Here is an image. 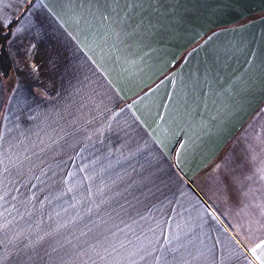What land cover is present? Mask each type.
I'll list each match as a JSON object with an SVG mask.
<instances>
[{
  "label": "crops",
  "instance_id": "1",
  "mask_svg": "<svg viewBox=\"0 0 264 264\" xmlns=\"http://www.w3.org/2000/svg\"><path fill=\"white\" fill-rule=\"evenodd\" d=\"M8 28L0 264H264V0H0Z\"/></svg>",
  "mask_w": 264,
  "mask_h": 264
},
{
  "label": "rangeland",
  "instance_id": "2",
  "mask_svg": "<svg viewBox=\"0 0 264 264\" xmlns=\"http://www.w3.org/2000/svg\"><path fill=\"white\" fill-rule=\"evenodd\" d=\"M62 183H63V181L60 179L59 180V183H57V185H56V186L60 187V188H58L59 192H56L55 193L56 200H59L60 202H63L64 200H67V201L70 200L71 202H74L75 201V203L72 204V206L73 207H76V204H78L80 202V198H81V195H82L81 192H76L74 194H71V193L69 194L68 192H64L63 191L64 188H63V184ZM88 186L89 187H92L91 185H88ZM88 186L85 187V188H88ZM82 188H84V186ZM84 193H89V191H86ZM58 207H60V209H57L56 212L52 216H50L51 219L49 218L51 220V222L53 221V222L56 223V224H54V223L51 224V225H54L55 226L56 232H59V228H61L62 226H67V225L62 223V225H59L58 226V222L54 221V219H53L54 216H57V217H59V216H66V217H63L62 219L59 220V222H63L64 218L75 216V213H77L79 211L78 208H73V209H69V208H66V207L62 208V206H60V205ZM42 215L43 216L41 217V220L40 221L41 222H44L43 220H46L47 217L44 214H42ZM66 220H68V219H66ZM68 227H69V225H68Z\"/></svg>",
  "mask_w": 264,
  "mask_h": 264
},
{
  "label": "trees",
  "instance_id": "3",
  "mask_svg": "<svg viewBox=\"0 0 264 264\" xmlns=\"http://www.w3.org/2000/svg\"><path fill=\"white\" fill-rule=\"evenodd\" d=\"M9 33H10V28H8L7 31H5V33L0 31V58L1 60H3L2 62H6V57L3 53L2 44L5 42Z\"/></svg>",
  "mask_w": 264,
  "mask_h": 264
},
{
  "label": "snow or ice",
  "instance_id": "4",
  "mask_svg": "<svg viewBox=\"0 0 264 264\" xmlns=\"http://www.w3.org/2000/svg\"><path fill=\"white\" fill-rule=\"evenodd\" d=\"M257 247H259V245ZM252 251L255 252V249H253Z\"/></svg>",
  "mask_w": 264,
  "mask_h": 264
}]
</instances>
